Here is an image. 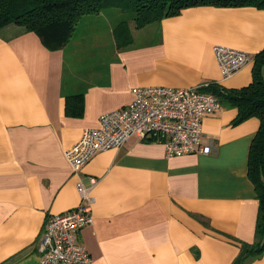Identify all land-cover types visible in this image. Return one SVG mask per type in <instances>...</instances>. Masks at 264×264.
Listing matches in <instances>:
<instances>
[{"label":"crops","instance_id":"1","mask_svg":"<svg viewBox=\"0 0 264 264\" xmlns=\"http://www.w3.org/2000/svg\"><path fill=\"white\" fill-rule=\"evenodd\" d=\"M120 13L114 22L105 12L81 19L103 30L92 29L94 50L75 53L71 66H85L75 82L65 77L66 47L50 50L15 24L0 29V264H40L48 219L81 202L66 150L104 113L128 106L134 88L238 89L253 81L254 61L224 78L214 47L262 52L264 8L201 5L143 28L130 22L125 47L113 33ZM74 95H83L79 118L66 113ZM237 114L223 105L204 118L210 154L171 157L163 143L133 136L83 167L85 187L98 179L94 223L78 233L91 264H264V253L246 252L258 217L248 157L260 120L234 125Z\"/></svg>","mask_w":264,"mask_h":264},{"label":"built area","instance_id":"2","mask_svg":"<svg viewBox=\"0 0 264 264\" xmlns=\"http://www.w3.org/2000/svg\"><path fill=\"white\" fill-rule=\"evenodd\" d=\"M214 53L224 78L255 60L248 52L226 46L215 45ZM207 85L187 89L136 87L128 106L104 113L99 127L82 132L79 141L65 152L79 179L81 202L75 209L48 219L37 241L40 264H91L92 257L78 240V233L94 223L92 190L98 179L91 177L87 188L81 181V172L96 154L121 148L133 136L163 143L171 157L211 153L210 145L202 144L203 121L222 105L216 96L202 90Z\"/></svg>","mask_w":264,"mask_h":264},{"label":"trees","instance_id":"3","mask_svg":"<svg viewBox=\"0 0 264 264\" xmlns=\"http://www.w3.org/2000/svg\"><path fill=\"white\" fill-rule=\"evenodd\" d=\"M201 5L264 8V0H0V29L11 24L21 26L36 33L46 48L62 50L84 16L117 8L130 13L113 30L117 45L125 47L133 39L130 22H134L136 28H143L177 16L186 8ZM254 57L253 81L249 85L225 89L209 83L202 90L216 96L222 106L237 109L234 125L251 118L260 120L248 157V178L259 202L258 217L255 242L246 245L248 255L259 258L264 253V50ZM83 112V95L67 97L68 116L79 118Z\"/></svg>","mask_w":264,"mask_h":264},{"label":"rangeland","instance_id":"4","mask_svg":"<svg viewBox=\"0 0 264 264\" xmlns=\"http://www.w3.org/2000/svg\"><path fill=\"white\" fill-rule=\"evenodd\" d=\"M120 11L117 8H108L105 10V13L108 14L110 16V19L112 20V22H114V15L117 16V14H119ZM122 14L123 18H127L129 17L130 13L129 12H122L120 13ZM84 20V19H83ZM121 20V19H120ZM119 20V21H120ZM94 27H99L100 29L103 30V23H95V26H92V24H87L86 22H83L82 20L80 21L79 25L77 26L72 39L70 40V42L66 45V69H65V77L67 79L68 82H70L71 80L73 82H75L76 78L75 76L79 75V70L80 69H84L85 66L81 63L76 62L75 66H71L73 64V57L75 55V53H85L86 50H94V48H96V46H98V44H96L94 41V37L92 36V29ZM76 41H79L74 43ZM72 69H74L75 71L73 72Z\"/></svg>","mask_w":264,"mask_h":264}]
</instances>
